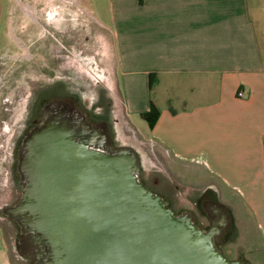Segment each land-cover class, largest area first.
<instances>
[{
    "label": "crops",
    "instance_id": "1",
    "mask_svg": "<svg viewBox=\"0 0 264 264\" xmlns=\"http://www.w3.org/2000/svg\"><path fill=\"white\" fill-rule=\"evenodd\" d=\"M88 21L107 32L128 118L150 101L159 109L145 139L217 176L264 230V53L251 0H0V74H38L44 49L54 69Z\"/></svg>",
    "mask_w": 264,
    "mask_h": 264
},
{
    "label": "water",
    "instance_id": "2",
    "mask_svg": "<svg viewBox=\"0 0 264 264\" xmlns=\"http://www.w3.org/2000/svg\"><path fill=\"white\" fill-rule=\"evenodd\" d=\"M78 115H56L27 146L11 213L29 264H247L146 187L132 147Z\"/></svg>",
    "mask_w": 264,
    "mask_h": 264
},
{
    "label": "rangeland",
    "instance_id": "3",
    "mask_svg": "<svg viewBox=\"0 0 264 264\" xmlns=\"http://www.w3.org/2000/svg\"><path fill=\"white\" fill-rule=\"evenodd\" d=\"M261 2L262 0H251L254 18L261 25L264 53V15L258 9ZM100 33H103V38L98 37ZM107 39L109 40L107 32L96 29L88 21L87 30L83 34L71 36L68 51L62 53L57 50L60 47L56 48L58 52L53 55L55 72L47 73L48 61L44 49L45 58L37 61L38 74L14 76L9 69H6L7 74H0V202L8 201L9 195L14 196L16 193L17 185L13 180L8 181L6 158L7 152L12 150L9 146L17 129L16 122L21 121L25 111H29L27 105L33 90L65 83L70 91L80 95L83 106L100 111L108 118L109 123L104 127L111 139L110 143L114 146L132 147L140 159L141 180L157 192L173 195L176 207L190 209V201L199 202L201 193L209 187L207 184L210 175V180L218 184V189H211L220 201L227 202L233 217L235 231L230 242L225 245L221 243L224 254L229 257L242 256L248 264H264V230L258 228L244 205L233 202V199L224 195V183L213 174L195 172L193 166L178 163L166 155L158 146L145 139L150 133L145 120L138 116L128 118L116 83L114 60ZM9 66L14 67L8 61V68ZM42 70L44 74L40 73ZM228 192L233 193L235 190L229 189ZM257 195V204L264 203V189L259 190ZM18 234L19 227L15 223L0 220V263L29 264L30 258L26 252L17 249V244L20 243Z\"/></svg>",
    "mask_w": 264,
    "mask_h": 264
},
{
    "label": "flooded vegetation",
    "instance_id": "4",
    "mask_svg": "<svg viewBox=\"0 0 264 264\" xmlns=\"http://www.w3.org/2000/svg\"><path fill=\"white\" fill-rule=\"evenodd\" d=\"M47 65V73H53L54 69L49 68ZM44 74L43 70L40 71ZM27 103V102H26ZM29 111H25V115L17 123V129L13 133L14 139L9 147L12 150L7 152L6 164L8 172V181H14L16 186L15 195H9L8 201L0 202V220L9 221L15 223L19 227V235H21V229L18 222L14 219L11 213V208L17 204L21 199L26 185L25 172L23 162L27 153V146L37 132L41 131L47 122L53 120L56 115L60 121L61 115H65L68 110H71L75 114V118H78V114H85L89 122L94 125H107L109 120L100 111L88 109L83 106L80 95H77L69 90L68 86L64 83L58 84L56 87L49 86L43 88H36L30 96ZM19 119V120H20ZM19 126V127H18ZM12 134V135H13ZM11 135V136H12ZM109 136V135H108ZM109 141H111L109 137ZM111 146L112 143H110ZM13 182V183H14ZM143 182V181H142ZM10 183V182H7ZM145 184V182H143ZM10 185V184H8ZM153 192L162 196L166 204L171 207L177 214H191L194 224L205 232L212 231L213 239L217 248L224 254L221 243L227 244L230 242V237L234 233L233 217L230 208L224 204L218 198L217 194L211 187L204 189L200 195L199 202L190 201L192 204L190 209L184 207H176V199L170 193L157 192L149 185L145 184ZM9 187V186H8ZM14 187V186H12ZM17 249L23 250L20 243L17 244ZM24 251V250H23ZM228 259H240L243 262H248L243 259L242 256L229 257Z\"/></svg>",
    "mask_w": 264,
    "mask_h": 264
},
{
    "label": "trees",
    "instance_id": "5",
    "mask_svg": "<svg viewBox=\"0 0 264 264\" xmlns=\"http://www.w3.org/2000/svg\"><path fill=\"white\" fill-rule=\"evenodd\" d=\"M152 76L150 75L149 77V83H150V86L152 84ZM158 115H159V109L155 106V104L150 101V107L147 111L145 112H142L140 114V117L145 120L149 127L152 128L158 118Z\"/></svg>",
    "mask_w": 264,
    "mask_h": 264
},
{
    "label": "built area",
    "instance_id": "6",
    "mask_svg": "<svg viewBox=\"0 0 264 264\" xmlns=\"http://www.w3.org/2000/svg\"><path fill=\"white\" fill-rule=\"evenodd\" d=\"M243 94H244V93H243L242 90H238V91H237V95H238V96H243Z\"/></svg>",
    "mask_w": 264,
    "mask_h": 264
}]
</instances>
